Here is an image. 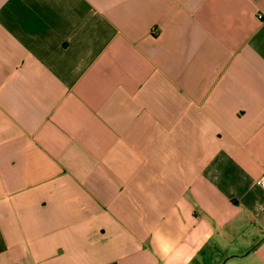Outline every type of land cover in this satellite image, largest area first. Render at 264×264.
I'll list each match as a JSON object with an SVG mask.
<instances>
[{"label": "crops", "instance_id": "crops-1", "mask_svg": "<svg viewBox=\"0 0 264 264\" xmlns=\"http://www.w3.org/2000/svg\"><path fill=\"white\" fill-rule=\"evenodd\" d=\"M262 176L264 0H0V264L264 255Z\"/></svg>", "mask_w": 264, "mask_h": 264}, {"label": "rangeland", "instance_id": "rangeland-1", "mask_svg": "<svg viewBox=\"0 0 264 264\" xmlns=\"http://www.w3.org/2000/svg\"><path fill=\"white\" fill-rule=\"evenodd\" d=\"M259 250L254 249L251 253L242 258H233L226 264H264V255L259 253ZM225 259L220 263L222 264Z\"/></svg>", "mask_w": 264, "mask_h": 264}, {"label": "built area", "instance_id": "built-area-1", "mask_svg": "<svg viewBox=\"0 0 264 264\" xmlns=\"http://www.w3.org/2000/svg\"><path fill=\"white\" fill-rule=\"evenodd\" d=\"M256 183L261 189L264 190V176L260 177Z\"/></svg>", "mask_w": 264, "mask_h": 264}, {"label": "water", "instance_id": "water-1", "mask_svg": "<svg viewBox=\"0 0 264 264\" xmlns=\"http://www.w3.org/2000/svg\"><path fill=\"white\" fill-rule=\"evenodd\" d=\"M225 263H226V260L222 264H225Z\"/></svg>", "mask_w": 264, "mask_h": 264}]
</instances>
